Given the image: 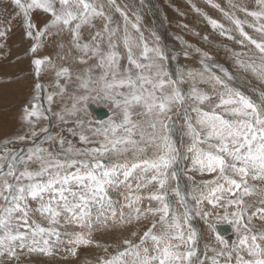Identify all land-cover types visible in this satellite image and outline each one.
Segmentation results:
<instances>
[{
    "label": "snow or ice",
    "instance_id": "6c2138e0",
    "mask_svg": "<svg viewBox=\"0 0 264 264\" xmlns=\"http://www.w3.org/2000/svg\"><path fill=\"white\" fill-rule=\"evenodd\" d=\"M7 3L13 11L0 12V49L13 28L21 29L36 82L21 108L27 131L0 140V264L79 259L78 250L89 246L104 254L84 264H264V0H228L227 9L206 0L234 28L192 4L221 36L248 48L235 56L258 81L253 94L233 87V74L207 63V52L202 70H171L167 62L177 57L154 32L150 45L139 12L118 0ZM65 38L69 47L59 59L74 50L72 62L81 67L36 55L49 45L64 50ZM49 69L52 91L39 82ZM57 97L68 102L53 113ZM93 99L112 108L95 126L87 119ZM53 115L72 125L67 132L83 146L50 126L37 131ZM181 176L190 183L182 187ZM223 223L234 239L222 234ZM106 231L129 234L109 246L95 240ZM205 231L211 243L201 247Z\"/></svg>",
    "mask_w": 264,
    "mask_h": 264
},
{
    "label": "rangeland",
    "instance_id": "374dc122",
    "mask_svg": "<svg viewBox=\"0 0 264 264\" xmlns=\"http://www.w3.org/2000/svg\"><path fill=\"white\" fill-rule=\"evenodd\" d=\"M170 2H173V4L175 2V4L172 5L173 9L171 11L165 9L166 4L163 0H143V3H141L140 0H118V3L121 5L128 4L130 9L139 12L142 17L141 29L150 45H154L156 42L155 37L152 35L154 32L156 33V36L160 38V45L166 49L169 55L177 57L176 60H169L167 62V66L171 70L175 71L177 66L186 69L202 70L203 65L200 63L203 58L202 53L207 52L211 57L210 61H206L207 63L218 64L228 69L229 72L233 74L234 80L231 82L233 87L239 88L241 91L246 92V94H253L252 89L258 87V81L250 73L244 72L239 68L235 56V53L248 52V48L241 46L233 40H229L226 36H221L218 30H214L208 24L202 14L197 13L192 8V4L201 8L203 12L207 13L212 18L224 23L226 27L234 28V26L231 25L219 10L212 8L207 4L206 0H170ZM215 2L220 3L221 6L226 9L228 8V0H215ZM234 2H247L250 6L252 5V0H234ZM5 8H7L8 13L13 11L7 3V0H0V12ZM181 13H183V15H181ZM238 15H240L242 19L244 18L243 14L238 13ZM40 19L41 17L38 15V23ZM114 19L120 20L119 15L114 14ZM99 23L100 22L97 21V25H99ZM184 25H187V28H185ZM246 30L249 31L251 35L258 38V35L251 29L246 28ZM196 33H199V35ZM232 34L236 35L237 39L240 38L237 32L233 31ZM90 35V29L84 28L82 30V36L85 41L89 40ZM205 36L208 37L207 40L204 39ZM64 42L66 44L64 50H61L54 45H49L39 50L36 55L40 57L45 55L51 56L57 66L65 64L71 65L74 69L81 67L72 62L73 56L77 55L74 50L72 54L68 56L67 60L59 59L57 54L59 53L60 56L64 55L69 47L67 45V38H65ZM4 43L6 46L0 49V140L14 138L16 135L27 131V126L20 118L21 108L32 98L33 84L36 82L34 69L30 63L32 56L30 54L26 55L30 41L24 37L21 29L13 28ZM188 45H192V47L189 48ZM196 48H200L201 52H196ZM121 51L123 52V49H121ZM184 51L189 52L188 57L183 55ZM122 64L126 65V60L122 61ZM213 70L218 74H221L219 73L218 68H213ZM54 79L55 70L49 69L47 72L42 73L39 82L43 83L48 91H52L53 89L48 86ZM201 86L205 88L208 87L207 85ZM67 102L66 98L62 102L60 98L57 97L56 103L53 105V113L58 112L63 106V103ZM91 106L106 108L109 112L111 111L110 116L112 115V108L108 102L103 99L91 100L89 102L87 119L92 121L94 126L99 120L93 114L90 108ZM108 120L109 119L107 118L104 122ZM45 126H50V130L53 134L62 133L67 139L72 140L73 143L77 144V146H83L80 145L78 137H73L67 132V128L72 125L58 122L54 115L50 121L41 120L37 124V131ZM177 139L179 140V133H177ZM31 143L32 141L29 139L25 142L18 143L16 147H24L26 145H31ZM189 175H194L197 181L211 178L207 175L201 177L200 175L193 173H189ZM180 183L181 186L184 187L188 185L190 181L187 179V176H181ZM194 223H197V221H194ZM225 224L226 223H223V225ZM128 234L127 231L123 233L119 231L98 232L95 234V240L99 241L101 244L111 246L119 243L122 236H127ZM205 242L211 243V238L206 231L203 233L201 247ZM89 247H91L92 250H95V257L104 254L101 248L95 246ZM89 247H81L78 250V254H82V256L81 254L79 255L78 260L71 258L63 260L60 259L59 256L55 259L40 256L33 257L32 259L34 260V264H84L85 259L94 262L95 260L92 258V254L89 253ZM111 251H113V248L109 247V252Z\"/></svg>",
    "mask_w": 264,
    "mask_h": 264
},
{
    "label": "bare ground",
    "instance_id": "6f19581e",
    "mask_svg": "<svg viewBox=\"0 0 264 264\" xmlns=\"http://www.w3.org/2000/svg\"><path fill=\"white\" fill-rule=\"evenodd\" d=\"M131 1V0H130ZM163 1H165V4H166V7H165V9H167V10H172L173 9V6L172 5H174L175 4V2H174V4H173V2L171 3L170 2V0H163ZM173 1V0H172ZM169 2V3H168ZM130 4V3H129ZM177 4V3H176ZM185 5V4H184ZM182 9V8H181ZM177 14V13H176ZM145 17V16H144ZM143 17V19L145 20V18ZM148 19V18H147ZM15 32V31H14ZM184 42V41H183ZM8 59V58H7ZM185 63V62H184ZM15 68V67H14ZM1 80V79H0ZM31 87V86H30ZM0 95H1V93H0ZM92 107V106H91ZM90 107V108H91ZM92 109H97V107L96 108H92ZM109 113H111V111L109 112ZM94 114V113H93ZM95 115V114H94ZM109 119V118H108ZM106 120V119H105ZM104 121V120H103ZM179 121V122H178ZM182 123H183V121L182 120H177V122H176V126H177V129H178V126L180 127L181 125H182ZM179 133V132H178ZM22 146V145H21ZM18 147H20V146H18ZM198 223V222H197ZM223 225V224H222ZM225 225H228V224H225ZM229 226V225H228ZM230 227V226H229ZM231 231V233H229L228 235H225V238H230V239H234L235 237L233 236V233H232V230H230ZM88 250H89V253H91L92 254V258L95 260L96 259V257H95V250H92V248L91 247H89L88 248ZM81 254V253H80ZM79 254V255H80ZM83 254H84V252H83ZM81 256H82V254H81ZM87 257V256H86ZM76 260H78V259H76ZM81 261V260H80Z\"/></svg>",
    "mask_w": 264,
    "mask_h": 264
},
{
    "label": "water",
    "instance_id": "95a60500",
    "mask_svg": "<svg viewBox=\"0 0 264 264\" xmlns=\"http://www.w3.org/2000/svg\"><path fill=\"white\" fill-rule=\"evenodd\" d=\"M92 108H93V106L91 107V110L95 114V116L97 117V119L99 121H103V120L109 118L110 113L106 108H97V109H92ZM94 108H96V107H94ZM220 230L224 236L231 233V231H230L231 228L228 225H222Z\"/></svg>",
    "mask_w": 264,
    "mask_h": 264
}]
</instances>
